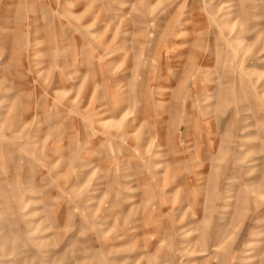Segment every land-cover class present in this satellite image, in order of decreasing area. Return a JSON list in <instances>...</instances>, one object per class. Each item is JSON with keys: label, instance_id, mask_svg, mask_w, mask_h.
Listing matches in <instances>:
<instances>
[{"label": "rangeland", "instance_id": "rangeland-1", "mask_svg": "<svg viewBox=\"0 0 264 264\" xmlns=\"http://www.w3.org/2000/svg\"><path fill=\"white\" fill-rule=\"evenodd\" d=\"M0 264H264V0H0Z\"/></svg>", "mask_w": 264, "mask_h": 264}]
</instances>
